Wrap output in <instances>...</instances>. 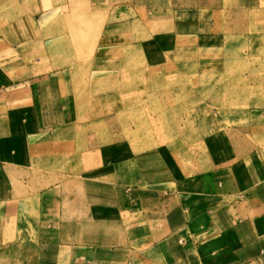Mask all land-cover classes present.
Listing matches in <instances>:
<instances>
[{"label": "crops", "instance_id": "0c3cea01", "mask_svg": "<svg viewBox=\"0 0 264 264\" xmlns=\"http://www.w3.org/2000/svg\"><path fill=\"white\" fill-rule=\"evenodd\" d=\"M113 1L0 0V264H264V123L249 110L223 114L202 164L159 146L105 175L75 166L89 139L70 41L47 22ZM139 1L153 38L198 9L222 18L264 5Z\"/></svg>", "mask_w": 264, "mask_h": 264}, {"label": "rangeland", "instance_id": "374dc122", "mask_svg": "<svg viewBox=\"0 0 264 264\" xmlns=\"http://www.w3.org/2000/svg\"><path fill=\"white\" fill-rule=\"evenodd\" d=\"M143 6L114 0L100 4L96 17L47 22L70 41L68 69L89 139L75 164L83 171L105 175L124 155L159 146L189 159L184 167L202 164L204 139L223 126V114L249 110L254 123H264V5L229 8L222 18L198 9L179 18L172 35L154 38L147 19L137 17ZM156 22L160 29L169 21Z\"/></svg>", "mask_w": 264, "mask_h": 264}]
</instances>
